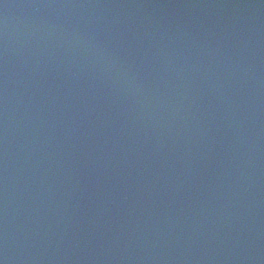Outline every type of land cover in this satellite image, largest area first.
<instances>
[{"label":"water","instance_id":"95a60500","mask_svg":"<svg viewBox=\"0 0 264 264\" xmlns=\"http://www.w3.org/2000/svg\"><path fill=\"white\" fill-rule=\"evenodd\" d=\"M0 264H264V0H0Z\"/></svg>","mask_w":264,"mask_h":264}]
</instances>
